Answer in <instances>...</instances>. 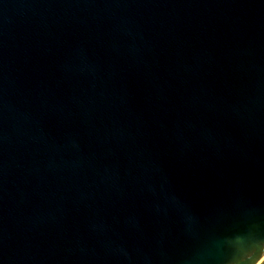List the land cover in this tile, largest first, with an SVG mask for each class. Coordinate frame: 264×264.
I'll list each match as a JSON object with an SVG mask.
<instances>
[{"label":"water","instance_id":"1","mask_svg":"<svg viewBox=\"0 0 264 264\" xmlns=\"http://www.w3.org/2000/svg\"><path fill=\"white\" fill-rule=\"evenodd\" d=\"M264 0H0V264H261Z\"/></svg>","mask_w":264,"mask_h":264},{"label":"rangeland","instance_id":"2","mask_svg":"<svg viewBox=\"0 0 264 264\" xmlns=\"http://www.w3.org/2000/svg\"><path fill=\"white\" fill-rule=\"evenodd\" d=\"M261 264H264V260L261 262Z\"/></svg>","mask_w":264,"mask_h":264}]
</instances>
